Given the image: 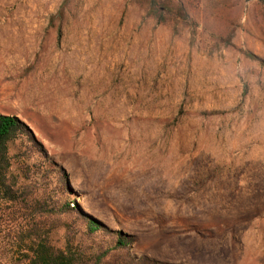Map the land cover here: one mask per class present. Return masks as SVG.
<instances>
[{
    "label": "rangeland",
    "instance_id": "374dc122",
    "mask_svg": "<svg viewBox=\"0 0 264 264\" xmlns=\"http://www.w3.org/2000/svg\"><path fill=\"white\" fill-rule=\"evenodd\" d=\"M149 1L0 0V115L135 238L113 264H264L261 8Z\"/></svg>",
    "mask_w": 264,
    "mask_h": 264
},
{
    "label": "trees",
    "instance_id": "16d2710c",
    "mask_svg": "<svg viewBox=\"0 0 264 264\" xmlns=\"http://www.w3.org/2000/svg\"><path fill=\"white\" fill-rule=\"evenodd\" d=\"M149 5V15L163 23L156 2L150 0ZM257 5L264 16V0ZM61 19L59 12L51 24ZM59 231L62 245L53 241ZM135 241L85 212L65 171L32 130L16 117L0 115V257L6 264H113ZM119 263L135 264L136 259Z\"/></svg>",
    "mask_w": 264,
    "mask_h": 264
}]
</instances>
